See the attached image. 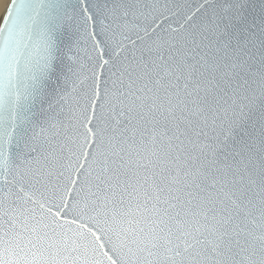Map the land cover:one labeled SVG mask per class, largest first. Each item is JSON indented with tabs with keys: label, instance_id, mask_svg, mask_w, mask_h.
Returning a JSON list of instances; mask_svg holds the SVG:
<instances>
[{
	"label": "snow or ice",
	"instance_id": "snow-or-ice-1",
	"mask_svg": "<svg viewBox=\"0 0 264 264\" xmlns=\"http://www.w3.org/2000/svg\"><path fill=\"white\" fill-rule=\"evenodd\" d=\"M0 264H264V0H10Z\"/></svg>",
	"mask_w": 264,
	"mask_h": 264
},
{
	"label": "bare ground",
	"instance_id": "bare-ground-1",
	"mask_svg": "<svg viewBox=\"0 0 264 264\" xmlns=\"http://www.w3.org/2000/svg\"><path fill=\"white\" fill-rule=\"evenodd\" d=\"M8 2H9V0H0V18L3 16L5 8L7 7L6 5L8 4ZM4 6H6V7L4 8Z\"/></svg>",
	"mask_w": 264,
	"mask_h": 264
},
{
	"label": "water",
	"instance_id": "water-1",
	"mask_svg": "<svg viewBox=\"0 0 264 264\" xmlns=\"http://www.w3.org/2000/svg\"><path fill=\"white\" fill-rule=\"evenodd\" d=\"M10 3V0H9V2H8V4ZM5 12V11H4ZM4 15V14H3ZM3 17V16H2ZM2 17L0 18V19H2Z\"/></svg>",
	"mask_w": 264,
	"mask_h": 264
},
{
	"label": "rangeland",
	"instance_id": "rangeland-1",
	"mask_svg": "<svg viewBox=\"0 0 264 264\" xmlns=\"http://www.w3.org/2000/svg\"><path fill=\"white\" fill-rule=\"evenodd\" d=\"M7 5H8V4H7ZM7 5H6V6H7ZM6 6H4V8H5ZM3 10H4V9H3Z\"/></svg>",
	"mask_w": 264,
	"mask_h": 264
}]
</instances>
